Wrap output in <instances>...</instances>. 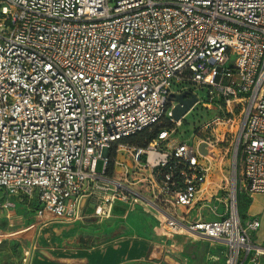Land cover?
<instances>
[{"label":"built area","instance_id":"obj_1","mask_svg":"<svg viewBox=\"0 0 264 264\" xmlns=\"http://www.w3.org/2000/svg\"><path fill=\"white\" fill-rule=\"evenodd\" d=\"M186 84L220 110L193 143L171 137L170 93ZM230 146L241 173L208 194ZM0 189L34 200L43 223L145 204L163 234L224 242L226 264L258 261L261 223L241 220L237 194L264 193V0H0Z\"/></svg>","mask_w":264,"mask_h":264},{"label":"crops","instance_id":"obj_2","mask_svg":"<svg viewBox=\"0 0 264 264\" xmlns=\"http://www.w3.org/2000/svg\"><path fill=\"white\" fill-rule=\"evenodd\" d=\"M247 195L250 199L242 213L239 211L240 217L243 222L251 219L260 221L261 225L252 233V238L255 244L264 247V193ZM6 201L12 204L0 206V264H123L156 253L154 242L148 237L117 236L89 245L79 242L77 229L83 222H105L109 219L87 217L75 222L51 220L43 223L38 221L35 207L31 217L21 213L23 207L34 200L17 194L5 195L0 204ZM122 207L116 206L115 211ZM97 228L87 227L88 231H96ZM199 237L202 240H193L184 233L167 235L161 248L162 258L169 264H226L227 245ZM193 242H197L198 246ZM214 242L224 245L223 255L218 256ZM253 254L243 256L242 264H264V256L256 261L252 259Z\"/></svg>","mask_w":264,"mask_h":264},{"label":"rangeland","instance_id":"obj_3","mask_svg":"<svg viewBox=\"0 0 264 264\" xmlns=\"http://www.w3.org/2000/svg\"><path fill=\"white\" fill-rule=\"evenodd\" d=\"M189 88L193 89L194 93L197 94L199 101L195 103L183 116L182 122L175 126V129L171 133V137L175 140L186 141L188 143H193L195 137L199 133V128L201 125L215 117L220 110L211 109L204 106V101L210 100L208 89L204 86L186 84ZM179 86L174 85L173 89H179ZM225 148L223 151H225ZM216 154H219V148L215 149ZM233 147L227 150V154L221 158V154L217 155V160H215L213 168L210 172L209 182L206 184V192L208 194L215 193L219 197L224 196L223 189L221 186H227L232 183V178L235 173H241V163L238 158L236 164L233 162ZM211 189V191L208 190ZM4 192L0 189V201L4 198ZM244 192L239 190L237 194L238 208L242 213L244 206L249 202V196ZM213 203L216 204L218 209H221V202H218L215 198L212 199ZM215 201V202H214ZM212 203V202H211ZM203 206L202 212L204 215H214V211L209 208V202H204L200 204ZM92 206V205H91ZM35 207V202H29V206H24L22 209V214L27 217L33 216V209ZM104 221V220H103ZM103 221H95L82 223L77 229V238L82 245L95 244L100 241L112 239L117 236H138V237H148L153 240L155 247V255H147L139 260L128 261L123 264H169L166 260L162 258L161 248L163 241L166 239L167 235L159 228V221L154 213L145 204H133L131 206H124L120 210L115 211L114 216ZM91 226L96 231H88L87 227ZM99 229V230H98ZM99 232V233H90ZM184 235L189 236L191 239L200 241L199 236L191 233L185 232ZM194 245L198 246L197 242H193ZM216 246V251L218 256L223 255L224 245L219 242H214ZM193 255V251L190 252Z\"/></svg>","mask_w":264,"mask_h":264},{"label":"water","instance_id":"obj_4","mask_svg":"<svg viewBox=\"0 0 264 264\" xmlns=\"http://www.w3.org/2000/svg\"><path fill=\"white\" fill-rule=\"evenodd\" d=\"M170 97L172 100L176 101L173 112L177 120L181 119L182 116L196 103L198 99L197 95L189 89H185L181 92H171Z\"/></svg>","mask_w":264,"mask_h":264},{"label":"trees","instance_id":"obj_5","mask_svg":"<svg viewBox=\"0 0 264 264\" xmlns=\"http://www.w3.org/2000/svg\"><path fill=\"white\" fill-rule=\"evenodd\" d=\"M159 130V128H157L155 131ZM153 135L152 133H150V128H145L144 130H142L141 132L137 133L136 135L130 136V137H126L124 138V141H128V142H132V143H141L143 141L144 138L149 137Z\"/></svg>","mask_w":264,"mask_h":264}]
</instances>
